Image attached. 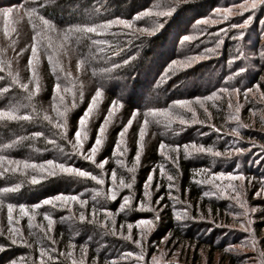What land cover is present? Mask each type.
I'll return each instance as SVG.
<instances>
[{
    "label": "rangeland",
    "instance_id": "rangeland-1",
    "mask_svg": "<svg viewBox=\"0 0 264 264\" xmlns=\"http://www.w3.org/2000/svg\"><path fill=\"white\" fill-rule=\"evenodd\" d=\"M127 1L138 2L142 9L131 13L128 20L132 24L131 28H125L123 25L112 27L111 32L131 37L127 38V44L119 49L118 53L128 48L134 40L162 35L167 40L159 48L160 51L158 50L161 58L158 61L153 60L152 66L166 64L165 66H168L165 71H170L173 75L167 77L166 88L147 89L144 87L146 82H129L125 74L115 78L117 96L110 97L105 88L97 89L102 95L96 100L87 117V138L83 140V152H72L75 158L90 164L74 167L91 172L97 177L103 172L104 183L99 184L91 177H79L57 170L58 174L86 180L82 187L84 190L80 194L71 193L86 201L83 206L78 201H70L63 206L57 202L56 207L44 204V200L61 194L53 192L47 197V193L42 192V184L53 177L52 175L39 168H23L24 160L6 158L0 161V170L3 173H14L11 169L17 167L15 162H19L21 170L16 172L25 174L27 181L36 186L35 190L43 187L33 195L36 202L26 206L29 215H22L19 207H16L13 209L11 223L7 210L9 202L0 198V236L4 238L5 233L10 237L6 240L7 247L0 242V264H39L41 248H46L53 257L49 260L45 256V264H73V261L76 264H152L153 257H156L160 264H260L264 259L261 256V253H264V4H258L252 9V0ZM96 2L101 8L111 4L109 0H79L83 6H91ZM217 9L221 11L217 13ZM224 9H231L227 19H224ZM3 10L5 9L0 10V37L6 36L10 30L9 37L14 39L10 41L7 37V40L3 39L2 42L13 49L16 48L13 51L15 58L22 57L19 49L22 50L26 46L18 45L15 39L18 40L23 35L17 36V31L13 30L16 27L14 24L19 23L17 21L20 16L10 12L6 18V11ZM57 12L79 16L87 11L82 12L79 5L71 3ZM149 12L151 15L147 14ZM245 21L247 25L243 26ZM139 29L146 31L141 32ZM241 32L243 36L239 35ZM185 37L189 39L186 40ZM209 49L212 51H208ZM241 67L244 68L243 72L239 71ZM84 81L86 87L83 95L86 92L90 94L92 86L88 84L89 81ZM257 85L260 86L259 90ZM223 88H228L229 92H222ZM231 89H239V92H232ZM248 89L252 91L249 92ZM195 90L200 92L192 93ZM96 91L91 92L93 96ZM55 92L59 97L68 95L62 88L55 89ZM213 93L215 96H212ZM150 94H153L154 98ZM71 96H74L73 106L84 99L74 93H71ZM210 96L212 98L208 99ZM197 98H200L199 101ZM92 101L93 97L81 118ZM176 101H187L188 105L180 106ZM131 105L134 106L130 108ZM188 107L195 111V118L192 112L188 111ZM152 110H157V114L153 115ZM109 112L112 113L111 116ZM235 116H239V119L232 118ZM180 117L188 123L181 124ZM54 118V123L59 124L60 119L58 121L57 116ZM106 119L108 123L105 125ZM145 119L148 123L145 126L140 160L135 171L129 173L127 169L133 166L138 144L141 143L139 133ZM129 120L132 121L130 125ZM102 125L106 128L103 143L96 154V163H92L84 159V154H87L94 144ZM125 127L127 132L121 151L125 147L127 151L118 155L114 154L112 149L106 156V148L112 136L116 144L119 133ZM233 129H236L238 135L234 134ZM75 132L71 139L72 145L75 143ZM161 142L173 148L180 146L179 152H173L170 148L161 150ZM193 143L205 148L212 147L222 155L214 157L206 153H191ZM155 144H158L160 162L154 164L149 172L152 176L148 189L150 196L145 197V184L142 189H138V176L142 169L151 164L148 154ZM185 145L189 146L190 155L185 154ZM236 148L242 151L236 152ZM180 158L195 167L196 185L201 193L198 200L189 198L187 192L183 194L181 190L175 171L178 169ZM104 160H107V163L103 170L96 167V164ZM161 167L164 169L163 174ZM5 169L9 170L4 171ZM113 170L117 173L116 185L119 184L120 178H123L126 184L130 183L132 186L118 188L116 198L110 199L109 192L114 188L111 180ZM219 173H224L225 177L228 174L240 173L245 176L242 187L239 180L231 183L240 187L241 199L249 209L251 232L245 230V217L236 215L243 209L233 199L236 194L228 188L230 182L226 178L216 180L215 184L197 182L207 181L210 176ZM167 174L175 177L171 191L168 188ZM33 176L37 178L36 183L32 182ZM205 192L209 195L205 196ZM258 192L262 194L258 196ZM125 198L129 199V207L121 211ZM158 198H162L159 204L156 203ZM141 202L148 204V207L137 210ZM33 205L40 207L33 208ZM252 208L256 211L252 212ZM104 209L110 210V219H106ZM5 213L7 217L3 218ZM45 213L53 218L50 232ZM81 213L84 214V221L79 219ZM168 215L176 223L179 232L183 234L182 237L166 224ZM177 215L185 218L177 220ZM29 217L32 218L31 228ZM140 219H151L154 225L147 231L146 238L142 239L145 257L143 262H138L135 256L126 257L128 252L140 251L134 241L140 238L141 231L147 230L144 226L137 227ZM17 220L19 223H16ZM129 224L132 225L131 231ZM11 228H18L21 234L17 237L16 244L11 243V232L7 234L5 231ZM129 236L131 239H128ZM21 238L27 243H21ZM253 239L255 247L252 246ZM14 245L20 249L8 252Z\"/></svg>",
    "mask_w": 264,
    "mask_h": 264
},
{
    "label": "trees",
    "instance_id": "trees-1",
    "mask_svg": "<svg viewBox=\"0 0 264 264\" xmlns=\"http://www.w3.org/2000/svg\"><path fill=\"white\" fill-rule=\"evenodd\" d=\"M109 1L111 4H106L101 8L97 2L91 6H83L79 0H0V10H11L12 13L20 16L17 21L19 23L14 24L16 27L13 30L17 31V36L22 34L23 37L15 39V41L18 42V45L26 46L23 47V51L19 49L22 57L15 58L13 51L16 48L13 49L12 46L2 42L3 39L6 41L7 37L10 41L14 39L9 37L10 30L6 36L0 37V77H3L0 79V111L6 112L13 106H19L16 115L21 117V119L15 120L0 119V157L24 160V162L46 163L51 160L65 165L88 166L90 164L86 161L75 158L71 139L77 129L78 120L93 97L91 92L97 89H106V93L110 97L117 96L115 94L118 91L115 78L117 75L125 76V74L129 82L143 84L146 82L144 87L147 89L150 87L166 88L167 77L172 76L173 73L165 71L168 66H165L166 64H161V66L158 64V66H152V64L153 60L158 61L161 58L159 57V48L166 43L167 38L158 34L152 37H143L141 40H134L128 48L118 53V50L127 44V38L131 39V37L115 34V32H111L112 28L96 35L92 33L81 35L72 31L77 26L99 25L115 18L130 20L131 13L134 14L136 10L142 9L138 2ZM71 3L79 5L82 12H87L79 16L57 12ZM33 8L36 10L35 15L29 16V11ZM41 16L50 21L54 30H48L46 38L36 37L41 44L39 58L36 59L32 57L31 47L35 42V32L42 31L43 28L39 20ZM92 41L101 42L92 43ZM49 57H51V62ZM30 58L35 65V81L32 79V71L29 69ZM125 60L128 63H124ZM13 77L17 78V83H13ZM131 79L133 80L131 81ZM84 80L89 81L87 83L92 86L90 94L86 92L83 95L84 87H86ZM25 83L29 85L27 90L21 87ZM37 83L38 91L35 96L29 99V92L37 88ZM57 84L60 85L64 93H68L66 97L62 96L63 103L55 92ZM85 89L87 91V88ZM193 92H200V90ZM71 93L82 96L81 98L84 99L73 106L72 98L74 96H71ZM150 96L154 98L153 94ZM132 106L134 105H131L130 108ZM58 111L64 112L65 115L58 116ZM25 116L30 118L22 119ZM45 116L49 119H44ZM54 116H57L58 121L60 119L59 123L65 125L63 129L55 126L57 124L54 123ZM114 140L115 138L112 136L106 148V156L112 152L115 145ZM148 157L151 164L142 169L138 176L140 177L139 190L147 181L153 165L160 162L158 144L153 146ZM194 168L186 160L180 158L178 169L175 171L183 194L187 192L189 198L198 200L201 193L196 185ZM0 173L3 172L0 170ZM85 181L78 177L58 174L57 171V175L48 178V181L42 184L44 187L42 192L47 193V197H50L53 192L80 194L84 190L82 187H84ZM15 185H20V187L16 191L0 195V198L9 203L28 206L36 202L33 195L43 188L35 190L36 186L28 182L26 175L20 172L0 175V188H12ZM5 217H7L6 213L3 218ZM171 219V216L168 215L166 224L182 237L176 223ZM5 231L8 234L9 230ZM8 238H10L9 235L6 236L5 233L4 238L0 236L1 245L7 247L6 240H9ZM18 249L20 248H16L14 245L8 252L12 250L15 252Z\"/></svg>",
    "mask_w": 264,
    "mask_h": 264
},
{
    "label": "snow or ice",
    "instance_id": "snow-or-ice-1",
    "mask_svg": "<svg viewBox=\"0 0 264 264\" xmlns=\"http://www.w3.org/2000/svg\"><path fill=\"white\" fill-rule=\"evenodd\" d=\"M258 4H264V0H252V3L250 4V7L252 9H255L258 6ZM216 11H217V13H219L221 10L217 9ZM223 11H224V19H227L228 15L231 14V9H224ZM10 12H11V10H8V11H6L4 13L6 18L8 17ZM35 12H36V10L34 8L30 9L29 16L35 15ZM147 14L151 15L150 12L147 13ZM139 18H140V14L137 15V19H139ZM250 19H251V17H249V20ZM39 20L41 21L43 28H42V31L35 32V36H34V41L35 42L32 44V47H31L32 57H35L36 59L39 58L38 57V53H39V48L41 46L40 40H37L36 37H41L42 39L46 38V32L48 30H54V28H52L51 23H50L49 20L45 19L42 16L39 17ZM114 25H123L125 28H131L132 27V24L128 20L116 18L114 20H109V21H106V22H104L102 24H99V25L77 26L74 29H72V31L75 32V33H80L81 35H87L89 33L100 34L102 32H107ZM246 25H247V21H245V24L243 26H246ZM243 26H240V27H243ZM232 27H238V26L237 25H232ZM34 28H35V26H34ZM139 31L143 32V31H146V29H139ZM239 35L243 36V32H241ZM185 39L187 40V39H189V37H185ZM100 42L101 41H92V43H100ZM208 51H212V50L209 49ZM49 61L51 62V57H49ZM124 63H128V61L125 60ZM113 67H116V65H113ZM29 69L32 71V79L35 81L36 80V70H35V65L33 64L32 58L29 59ZM239 71L243 72L244 68L241 67L239 69ZM0 79H3V77H0ZM17 82H18L17 78L13 77V83H17ZM21 87L27 90L29 85L27 83H25V84H22ZM259 87H260L259 85L256 86L257 90H259ZM59 88H60V85L57 84L56 85V89L59 90ZM37 91H38V83H37V88L32 90L31 92H29V99H31V97L35 96ZM221 91L222 92H229V89L228 88H223V89H221ZM231 91L232 92H239V89H231ZM248 91L250 92V91H252V89H248ZM101 95H102V92L100 90H97L95 92V95L93 96L92 104L89 106V109L85 112L84 117H82L80 119V121H79V128L75 132V143L72 145V148H73L74 152H77V153H82L83 152V140L87 138V132H86L87 117L91 113L92 108L94 107L96 100ZM212 96H215V93H213ZM212 96L208 97V99H211ZM245 96H247V93H245ZM199 99L200 98H197V101H199ZM60 101H61V103H63V97L62 96L60 97ZM176 104H178L180 106H187L188 102L187 101H176ZM229 106L231 107V104ZM201 107H203V105H201ZM18 110H19V106H13L6 112L5 111H0V119H3V118L9 119V120L21 119V117L16 115ZM188 111H191L193 118H195L196 113L191 107H188ZM205 111H207V110L205 109ZM236 111H237V113L239 112V108L238 107H237ZM111 114L112 113L109 112V116H111ZM152 114L153 115L157 114V110H152ZM57 115L60 116V117H63L65 115V113L58 111ZM134 116H135V113H133V117ZM29 118L30 117H28V116L22 117V119H29ZM232 118L238 120L239 116H235V117H232ZM44 119L47 120L49 118L47 116H45ZM131 122L132 121L129 120L128 124L130 125ZM107 123H108V120L106 119L105 120V125ZM147 123H148V120L145 119L144 126L141 127V130H140V133H139V138H140L141 143L138 144V150H137L136 155H135L133 166L127 169V171L129 173L134 172L135 168H136V165L139 163L141 152H142V149H143L142 141H143V138H144L145 126L147 125ZM180 123L181 124H186V123H188V121H186L183 117H180ZM55 126L57 128H61V129H63L65 127V125L63 123H59V124H57ZM105 131H106V128H105V126L102 125L100 127V129L98 130V134H97V137L95 139L94 144L89 149V152L87 154H84V159H86V160H88V161H90L92 163H96L95 157H96L97 152L100 150V147L102 146L103 134H104ZM217 131H219V129H217ZM126 132H127V127L123 128L121 130V132L119 133L118 142L114 145V148H113L114 154L123 155L124 152L127 151L126 147L123 148V150L121 151L122 145L125 144V141H124L123 138H124ZM233 132H234V134L238 135L236 129H233ZM37 135H39V133H37ZM159 147H160L161 150L166 149V148H170L171 151L178 153L180 146H176V147L173 148L171 145H166L163 142H161ZM184 151H185L186 155H190L191 153H206V154L212 155L214 157H220L222 155V153L220 151H214L212 147L205 148L203 145L197 146L195 143H193L191 145V153L189 152V146H187V145L184 146ZM235 151L236 152H241L242 149L236 148ZM4 159H6V158L5 157H0V161H3ZM15 163H17V167H13L11 169V171H13V172L21 170L19 168V162H15ZM105 163H107V160H104V161L100 162L99 164H96V167H98L101 170H103ZM173 163H175V160H173ZM28 167L39 168L41 171H47L48 174L52 175V176L57 175V170H58L61 173L76 175V176H79V177H91L92 180L97 181L99 184H103L104 183L103 172H101L100 177H97L96 175H93L91 172H88V171H85V170H81V169L76 168L74 166H66L63 163L56 164V163H54L51 160L47 161L46 164H42V165L29 164L27 161H25L23 163V168H28ZM8 170L9 169H5L4 171H8ZM161 173L162 174L164 173L163 167H161ZM2 174L3 173H0V175H2ZM166 178H167V180L169 182L168 183V188L171 191V189L174 187L173 181L175 180V177L172 174H167ZM225 178L230 182L228 184V188H230L236 194L233 197V199H235L237 204L240 206V208L243 209L242 212L236 213V215H242V216L245 217V221L247 222V227H245V230L251 232L252 230H251L250 225H251L252 221L249 218V209L246 207L245 202L242 201V199H241L240 187L243 186V182L245 180V176L242 173H240V174H228L226 177H225L224 173H219L218 175L214 174V175L210 176L207 181H197V182L198 183H212V184H215L216 180L225 179ZM116 179H117V173H116L115 170H113L112 173H111V180L113 182L114 188L111 189L110 192H109V198L110 199H115L116 198V190L118 188H120V187L131 188V186H132L130 183L126 184L124 182L123 178H120L119 184L116 185ZM151 180H152V176L149 175L148 182H146L145 185H144V188H145L144 196L145 197L150 196V192L148 191V189L150 188ZM235 180H239L241 182L240 187H238L237 185L231 183V181H235ZM32 182L33 183L37 182V178L35 176L32 177ZM215 186L219 187L220 185H215ZM19 187H20V185H15L12 188H0V195H4V194H6V193H8L10 191H16ZM157 187H159V185H157ZM261 194H262L261 192L257 193L258 196L261 195ZM204 195L208 196L209 193L205 192ZM161 199L162 198H158L156 203L159 204ZM70 201H78L81 204V206H83V204L86 203V201L80 200L77 195L64 194V193L58 194L55 197H52L50 199H46V200L43 201V203L44 204H50L53 207H56L57 206V202H59L60 206H63L65 204H68ZM0 203H2V201H0ZM16 207H19L20 212H21L22 215H24V216H28L29 215L27 207L25 205H23V204L15 205V204L9 203L7 205L9 223H11L13 221L12 213H13V209L16 208ZM38 207H40V205H33V208H38ZM128 207H129V199L125 198L123 204L121 205V209L120 210L124 211ZM147 207H148V204L141 202L140 205L138 206L137 210H139L140 208H147ZM103 211L106 214V219H110V210L104 209ZM251 211L255 212L256 209L252 208ZM185 215H186V213H185ZM44 217L48 221V231L50 232L51 228H52V224H53V218L50 215H48L47 213L44 214ZM156 218L158 219V217H156ZM176 218H177V220H182L185 217L177 215ZM31 219L32 218L29 217V227L30 228L32 227ZM79 219L81 221H84L85 217H84L83 213H81ZM16 223H19V221L17 220ZM141 226H144L147 230L146 231H141L140 238H138V239H136L134 241V243L137 246L140 247V251L138 253L128 252L126 254V257L135 256V259L138 262H143L145 260V257H144V254H143L142 239L146 238L147 231L150 230L154 225H153V221L151 219H140L138 221L137 227H141ZM128 228H129V231H131L132 225L129 224ZM9 231L11 232V243L12 244H16L18 242L17 241V237L21 235L19 229L18 228H11ZM29 234L31 235L32 233L30 232ZM113 234L115 235V231H113ZM45 235H47V233H45ZM128 239H131V237L129 236ZM20 242L21 243H27L22 238H21ZM252 246L255 247L254 239L252 241ZM0 250H2V246H0ZM39 251H40L39 264H45V260L43 259L45 256H47L49 260L53 259V257L49 255L48 250L46 248H41ZM52 251L54 252L55 249H53ZM69 255H71V253H69ZM261 256L264 257V253H261ZM73 264H76V262L73 261ZM81 264H83V262H81ZM152 264H160V262H159V260L156 257H153L152 258ZM260 264H264V259H262L260 261Z\"/></svg>",
    "mask_w": 264,
    "mask_h": 264
}]
</instances>
